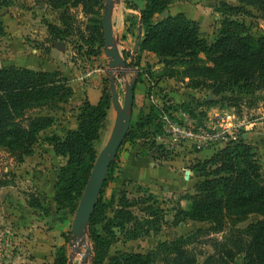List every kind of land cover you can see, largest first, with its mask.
<instances>
[{
    "label": "trees",
    "instance_id": "1",
    "mask_svg": "<svg viewBox=\"0 0 264 264\" xmlns=\"http://www.w3.org/2000/svg\"><path fill=\"white\" fill-rule=\"evenodd\" d=\"M8 2L0 0V8L8 6ZM44 2L52 10L60 11L59 25L46 24L52 39L64 37L75 24L76 17L71 8L80 6L86 11L88 4L101 6V0ZM138 2L137 7L135 4L129 7L137 11L136 18L131 21H136L138 29V48L134 55H130L129 66L141 68V54L145 50L163 58L166 63L180 58L179 63L185 66L193 86L209 90L212 96H220V100H236L224 95L226 93L249 95L264 90V35L253 33L240 19L241 15L247 14L246 7L264 15V0H239V6L221 3L216 10L220 13L217 35L211 42L201 37L198 23L182 12L155 18V15L167 11L173 0ZM86 28L90 35L81 36V40L88 46V54L94 53V44L104 45L102 21L98 27L94 24ZM3 34L0 20V36ZM73 93L60 71L14 65L0 67V149L22 162L34 153L39 143H43L51 146L56 156L65 159L54 185L57 211H74L77 207L97 156L95 143L99 140L111 102L110 94L104 92L95 104L84 99L78 108L75 128L68 130L63 137L48 133L56 122L53 113L60 110ZM205 103L213 104L214 100L206 97ZM165 112L162 107H151L147 113L141 114L138 121L131 122L123 143L140 140L141 155L157 148L156 153L161 154L158 158L167 159L168 153L156 142V137L163 133L161 116ZM194 119L203 121L201 116ZM114 165L113 161L103 186L112 177ZM190 170L201 180L194 184V193L188 195V207L176 210L174 224L186 220L206 221L210 223V231L218 232L227 220L235 223L252 213L264 216V176L251 145L232 139L214 151L211 157L194 161ZM5 185L0 181V187ZM122 194L114 218L108 220L102 190L98 196L87 231V237L93 243L92 264H156L155 257L160 253L164 264H235L237 258V264H264V220L252 222L244 230L235 229V234L226 240H214L216 255L207 257L202 263H198L196 255L187 248L191 236L159 242L156 251L148 254L118 251L105 261L115 238L112 227L125 231L128 239H137L148 235L151 230L157 232L162 219L159 209L152 204L142 208L146 218H138L129 209L136 202L129 201L125 193ZM32 197L28 205L43 209L38 199ZM52 264H67L62 246L57 248Z\"/></svg>",
    "mask_w": 264,
    "mask_h": 264
},
{
    "label": "rangeland",
    "instance_id": "2",
    "mask_svg": "<svg viewBox=\"0 0 264 264\" xmlns=\"http://www.w3.org/2000/svg\"><path fill=\"white\" fill-rule=\"evenodd\" d=\"M7 1H9V5L0 8V20L4 29V34L0 36V67L11 66L10 64L14 61L11 60L13 56L20 57L22 43L29 47V53L33 56L37 54L34 50H38V54L40 53L42 56L49 54L46 53L47 51L56 48L62 53L56 52L51 57L53 60L59 59V66L70 73L69 77L84 75L85 80L87 79L92 84L97 85L99 89L91 87L90 90L93 100L98 93L110 94L109 77L113 74L121 103L123 102L125 83L136 77L130 124L138 121L139 116L147 113L151 107H162L166 111L164 114L170 116L178 124L199 123L198 125H200L202 124L200 120L196 121L194 118L201 116L203 123L207 125L214 120L217 114H231L233 115L231 134L227 135L228 140L224 144L214 147V151L232 140L231 137L238 141H244L256 151L261 165V173L264 176V90H257L249 95L226 93L224 95L235 97L236 100H220V96H212L209 90L201 86L196 88L193 86L187 77L185 66L179 63L180 58L168 60L169 62L166 63L163 58L145 50L141 54V68L129 66L130 69L126 74L110 71L108 60L104 54L105 42L103 46L94 44L92 49L95 52L88 54V46L83 44L81 40V36L90 35V30L86 27L94 24L99 26V22L103 18L106 0H101V6L100 4L98 6H89L88 4V10L86 9L88 12L83 11L80 6L71 8L75 14L76 22L68 30V33L60 39H52L46 27L48 22L59 25L60 11L52 10L44 0ZM138 1L140 0H113L111 9L112 32L127 63L131 60L130 55H134L138 48L136 21H131V19L136 18L137 11L129 8L132 7L131 4H135L137 7ZM223 2L234 6L240 5L239 0H173L164 13H184L188 18L198 23L201 37L205 38L207 42H211L217 35L220 19V13L216 10ZM246 9L247 14L241 15L240 19L248 25L253 33L264 35V15L251 7H246ZM157 17L155 15L156 19ZM62 27L65 28V26ZM11 28L13 32H8ZM136 43L137 47L134 49ZM60 73L68 80V76L63 71ZM83 82L85 83V81ZM206 97L214 100V103H205ZM74 113L75 107L72 103L63 104L60 110L53 113L56 122L48 129L50 133L63 137L69 127L75 125ZM114 120L115 110L110 102L105 121L100 130L99 140L95 143L97 154L106 143ZM162 129L163 133L156 137V142L159 145L163 142V140L160 141L159 137L166 138L167 133L163 122ZM39 145L36 146L32 157L28 160L24 159L22 162H17L14 156L0 149V181L6 184L0 187V264H33L32 253L23 246V243L31 240L33 231L40 234L53 229L54 221L49 219L50 211L60 214V218L55 221V226L57 225L56 229L58 228L61 232L64 244L58 247H63L67 264H82V257L84 256H86L84 264H92L93 243L88 239L87 233L83 242L85 244L81 243V245L76 246L78 250L74 249L75 243L71 237V224L76 209L74 211H57L54 203L52 184L56 182L57 173L65 159L58 156V158L54 157L45 150L39 149ZM138 145L140 147L137 149V154L141 155L142 141L140 140L134 143L124 142L117 151L113 160L115 165L112 177L106 181L101 189L102 200L107 204L105 217L106 220L114 218L117 203L122 197V193H125L129 201L136 202L129 209L138 218H146L142 208L147 205L152 204L159 209L160 215L162 214V219L157 225L159 230L157 232L151 230L148 235H142L137 239H128L125 231L112 227L111 230L114 231L115 238L111 241L105 261L118 251L148 254L156 251L159 242L173 240L179 236H191L187 248L196 255L197 262L202 263L207 257L216 255L212 244L214 240L219 242L226 240L235 234V229L244 230L250 223L264 220V216L252 213L235 223L232 220H227L223 229L218 232L210 231V223L206 221L186 220L174 224L173 219L176 210L179 207L186 209L190 203L187 199L189 193H185L187 189L170 198L162 189L159 190L158 194H154L149 187L123 178L120 156L124 152L135 150ZM197 146V144L186 143L182 149H195ZM160 147L168 153L165 160L179 154L178 152L171 153L163 149L162 146ZM156 150L157 148H154L151 151L153 153L149 152L147 155L153 156L159 164L158 161L164 159L158 158L161 154L156 153ZM196 178L201 180L199 177ZM192 193H194V188ZM32 195L38 199L39 204L45 210L28 205L33 198ZM129 226L130 224L127 225V227ZM100 227L98 226V229ZM86 243L87 246H85ZM58 247L53 251L51 262L44 264H52ZM87 247L91 248L88 253L86 252ZM155 262L156 264H164L161 253L155 257ZM238 262L239 258L235 264Z\"/></svg>",
    "mask_w": 264,
    "mask_h": 264
},
{
    "label": "crops",
    "instance_id": "3",
    "mask_svg": "<svg viewBox=\"0 0 264 264\" xmlns=\"http://www.w3.org/2000/svg\"><path fill=\"white\" fill-rule=\"evenodd\" d=\"M166 14L168 13L157 15V18H161ZM8 32H13L12 28ZM34 51L37 52V54H35L34 56L30 55L29 47L22 43L20 57L13 56V59L11 60L14 61L10 65L26 67L33 70L63 71V73L68 76L70 86L72 87L74 92L73 96L69 99L68 102L72 103L73 107H75V125H71L68 130L75 128L76 115L78 114V108L80 107L83 100L87 99L92 104H95L98 101L101 93H98L97 96H94L93 100L91 98L90 91L91 87L98 88L97 85H95V83L92 84V82H89L87 79L86 81L83 78L84 75H72V77H69L70 73L63 70L62 67L59 66V59L53 60L52 58L56 52L58 54H61L62 51H58L55 48L51 49L49 52H46L49 54H44L42 56H40V53L38 54V50ZM81 77L82 79H80ZM83 81H85V83ZM86 82H88L89 84H87ZM200 122L203 123V121L201 120ZM47 132L50 133L49 130H47ZM39 144V149L45 150L54 157H57L54 154L51 146L43 143ZM139 147L140 145H138L135 150L124 152L120 156L123 178L129 179L133 183L149 187L154 194H158L159 190L162 189L163 192L168 194L170 198L186 189L187 190L185 191V193L191 194L193 186L198 179L191 173L190 165L196 160L207 159L214 153V148L208 146H201L195 149L181 148L180 151H178V155L168 160H159L158 162L160 163L158 164L156 162V159L151 155L137 154V149ZM30 157L32 156L26 157L25 160H28ZM54 184L55 183L52 184V187H54ZM50 212L51 213L49 215V219H53L54 221L53 229H50L46 233L44 232L40 234H38L37 231H33L34 233L31 236V240L23 243V246H25V248H27L32 253L33 264H44L45 262H51V260L53 259L54 249L64 244L61 238V232L58 228V230L56 229L57 225L55 226V221L60 218V214L55 211ZM44 217L45 216H43V218ZM44 219H46V217Z\"/></svg>",
    "mask_w": 264,
    "mask_h": 264
},
{
    "label": "water",
    "instance_id": "4",
    "mask_svg": "<svg viewBox=\"0 0 264 264\" xmlns=\"http://www.w3.org/2000/svg\"><path fill=\"white\" fill-rule=\"evenodd\" d=\"M112 6L113 0L105 1L102 18L103 37L105 42L104 54L108 60V67L110 71L126 74L130 68L128 63L125 61V58L121 54L112 32ZM136 47L137 43L134 45V49ZM109 80L111 104L115 110V120L106 143L95 158L93 167L73 217L71 224V237L74 243L78 242V245H81V243L85 241L90 217L101 192L107 171L113 162L119 147L127 135L131 121L136 77L129 79L125 83L122 103L119 100L113 74L110 75ZM76 250H78V247H76ZM90 251L91 248L87 247L86 252L88 253ZM85 259L86 256L82 257V264H84Z\"/></svg>",
    "mask_w": 264,
    "mask_h": 264
},
{
    "label": "built area",
    "instance_id": "5",
    "mask_svg": "<svg viewBox=\"0 0 264 264\" xmlns=\"http://www.w3.org/2000/svg\"><path fill=\"white\" fill-rule=\"evenodd\" d=\"M232 117L228 113L217 114L209 124L198 125L199 123L178 124L170 116L163 114L161 118L167 133L166 138L159 137L161 142L163 140L160 145L171 153H177L186 143L197 144V147L220 146L228 140L227 135L231 134Z\"/></svg>",
    "mask_w": 264,
    "mask_h": 264
},
{
    "label": "bare ground",
    "instance_id": "6",
    "mask_svg": "<svg viewBox=\"0 0 264 264\" xmlns=\"http://www.w3.org/2000/svg\"><path fill=\"white\" fill-rule=\"evenodd\" d=\"M83 244H85V243H83ZM77 245H78V242H75V244H74V249L76 248ZM85 246H87V243H86Z\"/></svg>",
    "mask_w": 264,
    "mask_h": 264
}]
</instances>
